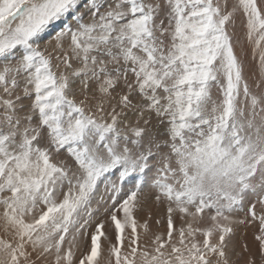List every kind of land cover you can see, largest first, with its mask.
I'll return each instance as SVG.
<instances>
[{"label": "snow or ice", "instance_id": "6c2138e0", "mask_svg": "<svg viewBox=\"0 0 264 264\" xmlns=\"http://www.w3.org/2000/svg\"><path fill=\"white\" fill-rule=\"evenodd\" d=\"M0 264H264V0H0Z\"/></svg>", "mask_w": 264, "mask_h": 264}, {"label": "rangeland", "instance_id": "374dc122", "mask_svg": "<svg viewBox=\"0 0 264 264\" xmlns=\"http://www.w3.org/2000/svg\"><path fill=\"white\" fill-rule=\"evenodd\" d=\"M242 19L243 18L241 15H238L236 17L235 33H236V38L239 40V43L236 44V51L238 54H240L241 48L243 47L245 53H247V55L244 57L245 75L246 77L250 78V83H251L253 79L252 72L253 71L255 72L254 79H259L260 73H259V69L256 66L255 62H253L251 59V46L247 43L245 39L244 29L241 24ZM230 31H232V29H230ZM45 39H47V37ZM149 212H151L153 216V219L149 220V224H150L152 231H156V230L166 231V226H167L166 207L164 205H161L157 208L154 204L149 202V204L145 206V210L139 214L138 219L140 220L141 223L143 222L144 219L148 218ZM156 219H161V223L159 225L155 223ZM179 226H180L179 219L176 218L174 220V227H179ZM256 228L257 226H248L247 228L242 227L240 229V234L242 236V239L251 242L253 233L256 231ZM138 231H141V230L138 229ZM244 233H246V235H244ZM77 255H79V253H77Z\"/></svg>", "mask_w": 264, "mask_h": 264}]
</instances>
